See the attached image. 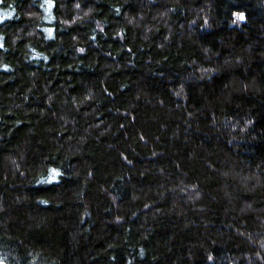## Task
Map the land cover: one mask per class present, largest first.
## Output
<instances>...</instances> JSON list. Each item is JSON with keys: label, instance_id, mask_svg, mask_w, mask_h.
<instances>
[{"label": "trees", "instance_id": "1", "mask_svg": "<svg viewBox=\"0 0 264 264\" xmlns=\"http://www.w3.org/2000/svg\"><path fill=\"white\" fill-rule=\"evenodd\" d=\"M0 264H264V0H0Z\"/></svg>", "mask_w": 264, "mask_h": 264}, {"label": "snow or ice", "instance_id": "2", "mask_svg": "<svg viewBox=\"0 0 264 264\" xmlns=\"http://www.w3.org/2000/svg\"><path fill=\"white\" fill-rule=\"evenodd\" d=\"M241 19H243V16L241 17Z\"/></svg>", "mask_w": 264, "mask_h": 264}]
</instances>
